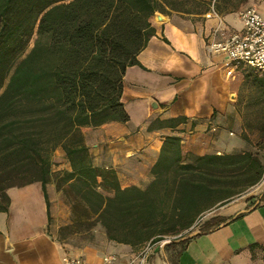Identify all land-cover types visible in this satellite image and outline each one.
<instances>
[{"label": "trees", "instance_id": "trees-1", "mask_svg": "<svg viewBox=\"0 0 264 264\" xmlns=\"http://www.w3.org/2000/svg\"><path fill=\"white\" fill-rule=\"evenodd\" d=\"M188 2L200 7L198 13L213 6L227 15L249 0H0V211L9 205L7 189L34 182L48 205L46 185L53 181L75 216L133 248L165 238V249L182 246L189 239L174 241L197 225L207 232L225 221L199 219L261 180L258 154H194L179 136L168 135L151 182L121 187L112 168L94 166L84 137L87 128L129 120L121 101L123 75L139 65L137 54L155 34L149 19ZM258 80L264 87V76ZM259 143L263 148L264 134ZM57 149L70 169L55 173Z\"/></svg>", "mask_w": 264, "mask_h": 264}, {"label": "crops", "instance_id": "crops-1", "mask_svg": "<svg viewBox=\"0 0 264 264\" xmlns=\"http://www.w3.org/2000/svg\"><path fill=\"white\" fill-rule=\"evenodd\" d=\"M254 6L264 17V0ZM165 9L157 11L161 20L149 19L155 34L137 54L139 65L127 67L123 75L121 101L129 120L99 126L119 125L116 141L107 137L109 143L87 144L94 148V166L112 168L121 187L145 188L151 182L165 136H179L184 150L194 154L230 153L235 142L229 127L238 125L233 95L240 79L228 78L224 56L206 47L216 19L184 7ZM222 18L240 28L235 13ZM178 117L183 121L175 126L160 124ZM64 167L70 169L68 162ZM52 191L54 184H47V205L39 182L7 189L9 205L0 211V264H62L65 253L92 264H135L136 249L109 240L102 228L81 243L59 238ZM213 216L228 222L199 231L182 246L153 244L144 264H264V172L255 186L215 209ZM107 256L114 259L104 262Z\"/></svg>", "mask_w": 264, "mask_h": 264}, {"label": "rangeland", "instance_id": "rangeland-1", "mask_svg": "<svg viewBox=\"0 0 264 264\" xmlns=\"http://www.w3.org/2000/svg\"><path fill=\"white\" fill-rule=\"evenodd\" d=\"M256 0H249L247 5H254ZM180 7L187 8L188 11L192 13H198L200 7L198 5L194 6L193 3H186ZM237 25L241 26L240 21H236ZM34 36L29 42V47L32 46ZM264 75L256 74L252 72H242L237 73L235 78L240 79L239 87L237 93L233 95V100L235 101V110L237 112V122L233 123V127H229L232 131L230 137L235 140L231 145V152H240V151H250L256 153L260 156L262 162L264 163V154L261 150L264 148L260 147V141L262 135L264 134V87L261 86L259 78H262ZM233 78V79H235ZM256 78V79H255ZM232 123V122H231ZM236 124V125H235ZM106 128V129H105ZM121 127L116 124H110L101 129V127L87 128L84 131V137L87 141V144L90 146L94 143L104 144L109 143L107 137L116 141V134L119 133ZM246 136L245 138L243 136ZM94 149L93 147H90ZM230 152V153H231ZM224 153L220 150L221 154ZM52 170L57 173L65 169L64 164L67 162L64 158L63 152L61 149L54 151L52 156ZM49 184H54L53 181ZM53 201H52V213L54 218L59 220L58 235L59 238L70 241L71 243H81L90 239L93 236V232L96 228H102L100 224L86 219L85 217L75 216L72 212L71 201L65 196L62 191L56 190L54 185V191H52ZM256 198V197H255ZM215 209L206 212L203 214L199 222H202L213 216ZM53 218L51 219V221ZM55 220V219H54ZM57 223V222H56ZM103 229V228H102ZM193 231H198V225L189 233ZM185 234L184 236L188 235ZM169 241L168 238H165L163 241L156 243L161 244L162 242ZM144 247V246H143ZM135 248L137 253L143 248Z\"/></svg>", "mask_w": 264, "mask_h": 264}, {"label": "built area", "instance_id": "built-area-1", "mask_svg": "<svg viewBox=\"0 0 264 264\" xmlns=\"http://www.w3.org/2000/svg\"><path fill=\"white\" fill-rule=\"evenodd\" d=\"M241 23L240 28H231L210 7L205 13L206 18H215L216 25L207 38L206 47L212 53L222 54L226 61V75L235 78L237 73L252 72L264 75V17L254 5H245L235 12ZM230 134H232L230 132ZM153 244H146L137 254L132 263L144 264ZM114 256H107L109 262ZM62 264H92L81 256L65 253Z\"/></svg>", "mask_w": 264, "mask_h": 264}, {"label": "water", "instance_id": "water-1", "mask_svg": "<svg viewBox=\"0 0 264 264\" xmlns=\"http://www.w3.org/2000/svg\"><path fill=\"white\" fill-rule=\"evenodd\" d=\"M154 16L158 19V20H161L163 17H162V15L161 14H159L158 12H155L154 13ZM258 202H259V200H256V202L254 203V205L251 207V208H254L257 204H258ZM232 219H234V217H232L231 218V220ZM228 221H225V222H223V223H221V224H219L218 226H217V228H219L220 226H223L225 223H227ZM200 232L199 231H193V232H191V233H189L188 235H186V236H181V237H179L178 239H176L174 242H180V241H184V240H186V239H190V238H192L193 236H195V235H197V234H199ZM168 242H170V241H166V242H164L163 244H166V243H168Z\"/></svg>", "mask_w": 264, "mask_h": 264}]
</instances>
